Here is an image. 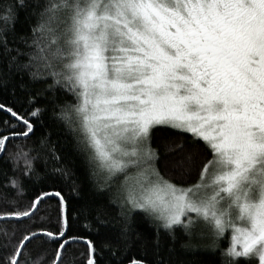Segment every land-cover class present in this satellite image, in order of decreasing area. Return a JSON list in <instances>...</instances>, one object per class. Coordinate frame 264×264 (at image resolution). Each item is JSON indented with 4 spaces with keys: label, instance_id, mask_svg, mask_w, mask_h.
Segmentation results:
<instances>
[{
    "label": "snow or ice",
    "instance_id": "obj_1",
    "mask_svg": "<svg viewBox=\"0 0 264 264\" xmlns=\"http://www.w3.org/2000/svg\"><path fill=\"white\" fill-rule=\"evenodd\" d=\"M0 93V201L80 174L87 264H174L229 226L241 243L218 264H264V0H0ZM52 200L60 231H37L62 252L86 239L62 189L18 220Z\"/></svg>",
    "mask_w": 264,
    "mask_h": 264
},
{
    "label": "trees",
    "instance_id": "obj_2",
    "mask_svg": "<svg viewBox=\"0 0 264 264\" xmlns=\"http://www.w3.org/2000/svg\"><path fill=\"white\" fill-rule=\"evenodd\" d=\"M75 2V0H73ZM68 24L71 19L65 17ZM38 56L43 53L38 52ZM37 71L43 70V63L38 59ZM0 101H6L3 93H0ZM23 143V142H21ZM19 165L23 168H31L32 161L21 155ZM41 167L40 163L35 165ZM3 169H0V180H3ZM36 179H39L38 177ZM82 179L80 174L73 176L71 181L57 182L55 185L50 180H44L43 183L28 184L23 190L24 199H18L15 205L0 201V264H13L22 243L30 236L40 235L37 230L48 229L58 233L61 224L58 223L59 213L55 200L44 204L34 217L18 220L20 216H26L32 206L29 205L30 198L40 191L41 187L52 190L53 187L60 188L63 195L68 200V222L70 225V236L85 237V240L77 239L70 242L61 252L60 246L55 242L47 243L46 237L40 235V238H34L31 242L24 245L18 264H55L57 258L59 264H87L89 258L87 239L94 240L99 245L100 240L97 237V225L95 223L92 209L95 208L91 191L88 189L81 190L79 193L72 190L73 181ZM97 181H103V173H99ZM35 189V192L33 191ZM45 218L40 221L39 216ZM35 221V223H33ZM3 229H7L4 231ZM106 230L100 229V236H104ZM228 235L214 236L210 240H204L200 237L187 241L181 240L176 245L175 254L171 257L174 264H218L220 252L228 250ZM182 243H187L189 247H181ZM208 244L213 247L209 248ZM136 253H133L135 255ZM165 259H168L167 252L163 253ZM151 255L148 259H151ZM17 264V262H16Z\"/></svg>",
    "mask_w": 264,
    "mask_h": 264
},
{
    "label": "rangeland",
    "instance_id": "obj_3",
    "mask_svg": "<svg viewBox=\"0 0 264 264\" xmlns=\"http://www.w3.org/2000/svg\"><path fill=\"white\" fill-rule=\"evenodd\" d=\"M101 173H103L102 172V170H101ZM242 221L241 220H239V219H237L236 220V226L237 227H239V226H242ZM225 234H227L228 235V250L230 249V248H232L234 245L235 246H239V243H241L240 241H237V240H234L233 239V237H234V235H235V233L233 232V228L231 227V226H229V227H226L225 228V230L223 231V232H221L219 235H218V237L219 236H223V235H225ZM216 237V236H215ZM202 240V239H201ZM257 264H258V258H257Z\"/></svg>",
    "mask_w": 264,
    "mask_h": 264
},
{
    "label": "water",
    "instance_id": "obj_4",
    "mask_svg": "<svg viewBox=\"0 0 264 264\" xmlns=\"http://www.w3.org/2000/svg\"><path fill=\"white\" fill-rule=\"evenodd\" d=\"M25 241H26V240H25ZM25 241H24V242H25ZM24 242L22 243L21 247L19 248L18 253H17V255H16V258H15V261H14L13 264H16V262H17V258L19 257V255H20V253H21V251H22V249H23V247H24V245H25ZM57 261H58V258H57L55 264H57Z\"/></svg>",
    "mask_w": 264,
    "mask_h": 264
}]
</instances>
